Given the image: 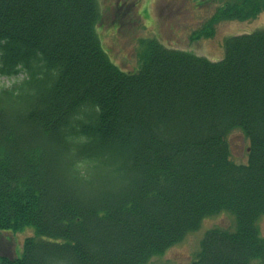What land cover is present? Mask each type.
Returning a JSON list of instances; mask_svg holds the SVG:
<instances>
[{"label":"trees","instance_id":"trees-1","mask_svg":"<svg viewBox=\"0 0 264 264\" xmlns=\"http://www.w3.org/2000/svg\"><path fill=\"white\" fill-rule=\"evenodd\" d=\"M261 11L227 1L197 36ZM99 17L97 0H0V76L19 78L0 87V228L46 237L0 264H144L222 210L236 229L207 231L192 264H264V30L219 61L149 39L134 72ZM235 128L247 164L230 158Z\"/></svg>","mask_w":264,"mask_h":264},{"label":"rangeland","instance_id":"rangeland-1","mask_svg":"<svg viewBox=\"0 0 264 264\" xmlns=\"http://www.w3.org/2000/svg\"><path fill=\"white\" fill-rule=\"evenodd\" d=\"M120 1V3H119ZM229 0H98L101 11L97 33L110 58L125 70L137 71L146 54L142 41L157 38L169 47L219 61L225 56L226 42L231 36L264 30V11L254 18L225 19L215 25L212 36L194 38L211 15ZM16 77H1L0 86L11 85ZM231 159L248 161L250 140L240 128L228 135ZM109 174V169L105 170ZM101 172L99 175H103ZM211 228L234 230L236 219L229 211H220L203 219L192 230L162 254L151 257L145 264H190L201 248V240ZM264 237V215L258 219ZM28 237L39 236L34 225L18 231L0 228V256H20ZM251 264H262L254 260Z\"/></svg>","mask_w":264,"mask_h":264}]
</instances>
